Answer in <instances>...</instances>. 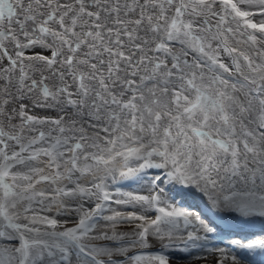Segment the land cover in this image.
I'll return each instance as SVG.
<instances>
[{
	"label": "snow or ice",
	"instance_id": "1",
	"mask_svg": "<svg viewBox=\"0 0 264 264\" xmlns=\"http://www.w3.org/2000/svg\"><path fill=\"white\" fill-rule=\"evenodd\" d=\"M0 264H264V0H0Z\"/></svg>",
	"mask_w": 264,
	"mask_h": 264
},
{
	"label": "rangeland",
	"instance_id": "2",
	"mask_svg": "<svg viewBox=\"0 0 264 264\" xmlns=\"http://www.w3.org/2000/svg\"><path fill=\"white\" fill-rule=\"evenodd\" d=\"M221 246H223V245H221Z\"/></svg>",
	"mask_w": 264,
	"mask_h": 264
}]
</instances>
